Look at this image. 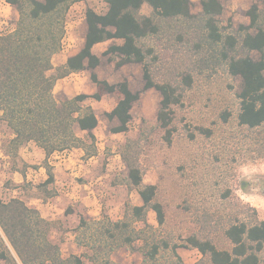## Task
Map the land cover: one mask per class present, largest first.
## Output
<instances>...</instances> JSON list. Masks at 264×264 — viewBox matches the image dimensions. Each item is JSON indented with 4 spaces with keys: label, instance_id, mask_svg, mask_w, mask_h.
<instances>
[{
    "label": "trees",
    "instance_id": "trees-1",
    "mask_svg": "<svg viewBox=\"0 0 264 264\" xmlns=\"http://www.w3.org/2000/svg\"><path fill=\"white\" fill-rule=\"evenodd\" d=\"M6 1L17 12V21L12 31L0 35V124L11 134L4 155L12 163V171L17 172L22 148L33 143L43 152L41 168L46 180L36 190L43 191L46 199L55 197L47 190L55 182L50 157L72 150H81L85 159L96 154L93 131L98 120L84 103L90 99L98 102L106 94L120 97L107 118L116 123L111 133L124 134L141 93L157 92L161 101L155 127L164 132L163 141L170 145L173 109L182 106L185 94L198 81L222 70L241 82L237 125L249 132H264V13L257 5L246 13L249 24L235 31L230 23L226 27L220 24V0H198V14L191 13V0H102L104 14L91 9L84 13L86 34L81 50L54 67L52 58L61 51L67 14L84 0ZM144 6L150 9L149 15L142 14ZM111 41L121 44L109 46L103 55L117 69L139 65L144 83L141 93H132L125 81L111 85L96 75L101 61L93 49ZM254 53L258 59L252 58ZM85 71L90 73L95 93L58 103L53 95L56 83ZM229 117L222 113V123L227 124ZM152 131L141 133L136 141L127 140L119 151L126 170L124 185L129 193L138 195L141 206L127 202L121 220L106 219L102 223L97 230L100 237L89 242L92 254L88 260L92 264H114L112 253L132 249L141 241L142 264L155 262L161 248L171 249L175 264H182L178 248L196 250L202 257L198 264H264V220H259L257 211L241 204L229 189L221 194L225 205L222 212L201 213L198 231L180 246L170 247L162 240L148 242L146 234L154 232L147 224V213L155 214L159 227L165 224L157 187L143 181L141 156ZM200 132L211 137L209 131ZM254 152L257 158H264V140L257 142ZM22 167L37 169L24 162ZM20 185L8 186L16 190ZM137 224L142 228H136ZM86 225L81 222V227ZM53 229V222L24 201L0 199V264H83L81 257H61L60 247L49 240Z\"/></svg>",
    "mask_w": 264,
    "mask_h": 264
},
{
    "label": "rangeland",
    "instance_id": "rangeland-1",
    "mask_svg": "<svg viewBox=\"0 0 264 264\" xmlns=\"http://www.w3.org/2000/svg\"><path fill=\"white\" fill-rule=\"evenodd\" d=\"M220 3L223 7L219 17L221 26L226 27L230 23L235 31L239 26L249 24L246 13L253 4L264 13V0H220ZM11 8L0 14V35L9 33L15 26L17 17L14 18ZM87 9L100 15L106 12L102 0H84L70 8L61 51L52 58L54 67L64 64L67 58L81 50L86 34L84 13ZM200 11L199 1L191 0V13ZM149 13L150 9L144 6L142 14ZM113 44L120 45L121 42L111 41L93 49L101 61L95 70L96 75L111 85L125 81L132 93H141L144 86L141 67L126 65L117 69L103 55ZM252 58L258 59L259 55L254 53ZM89 76L90 73L85 71L59 80L53 90L55 100L63 103L78 95L94 94L95 87ZM240 91V80L231 78L222 70L209 79L198 81L185 94L182 106L173 109L171 128L174 132L170 145L163 141L164 132L155 127L161 101L157 92L141 93L140 100L131 111L128 131L124 134L111 133L116 123L107 118L120 98L118 94H106L98 102L85 101L84 105L93 109L98 120L93 131L96 154L85 159L81 150H72L70 159L60 158L59 154L50 157L49 163L59 167L58 172L54 168L55 182L47 189L55 193L52 199H46L43 191L36 190L46 180L45 171L41 168L43 159L38 153L40 149L28 147L26 153L31 161L28 166L37 169L22 167L24 154L20 150L16 163L19 171L13 172L12 163L4 155L11 134L5 125L0 124V199L7 202L18 198L28 207L38 210L42 218L54 223L49 240L60 247L61 257L77 256L81 257L83 264H92L88 260L92 254L89 242L100 237L98 231L102 223L106 219L112 222L121 220L127 202L141 206L138 195L129 193L124 185L126 170L119 151L127 140L136 141L141 133L152 129L141 156L143 181L157 187V201L163 206L165 224L159 227L155 214L147 213V224L154 232L146 234L148 242L162 240L170 247L180 246L184 239L198 231L201 213L222 212L225 205L221 194L227 189L241 204L254 208L259 220H264V158H257L254 152L257 142L264 140V132H249L237 125V96ZM224 112L230 115L227 124L221 121ZM201 129L209 131L211 137L201 134ZM77 135L81 136L78 132ZM68 165L75 170L68 179L61 181V172H71ZM11 183L21 185L13 190L8 186ZM81 222L87 224L86 227H81ZM136 228H142V225L137 224ZM219 241V245L224 246L225 243ZM141 250L143 242L138 241L132 249L122 248L112 253L110 260L114 264H142ZM176 253L182 264H198L202 259L196 250L178 248ZM147 264H175V259L170 248H161L156 261Z\"/></svg>",
    "mask_w": 264,
    "mask_h": 264
},
{
    "label": "crops",
    "instance_id": "crops-1",
    "mask_svg": "<svg viewBox=\"0 0 264 264\" xmlns=\"http://www.w3.org/2000/svg\"><path fill=\"white\" fill-rule=\"evenodd\" d=\"M3 0H0V2H2ZM39 1H41V0H39ZM10 6H3V5H1L0 6V14L2 15V14H4V12H5V9L6 8H9ZM11 11H13V16H14V18L15 17H17L16 15V12H15V10L13 9V8H11ZM28 147H31V148H33V149H36V150H38V148L33 144V143H30V144H28L27 145V147H24V148H22L21 149V154H24V157H23V160H24V163H27V165L28 164H30L31 163V161H29V157H30V155H27L26 153H27V149H28ZM38 153H39V155L41 156V158L44 160V155H43V152L41 151V150H38ZM68 153V152H67ZM71 154H72V151H70V153L66 156V155H62V153L61 154H59L60 156V158L61 157H63V158H67V159H70V157H71ZM55 155H58V154H55ZM54 156V155H53ZM58 157V156H57ZM58 157V158H59ZM50 164V163H49ZM51 165V164H50ZM51 167L53 168V174L54 173H56V172H58V169H59V167L57 166V164H55V165H51ZM54 168H57V171L56 170H54ZM68 169H71L70 171V173L69 172H61V174H59V179L61 180V181H65L66 179H68V177H69V175H72V173H73V171L75 170V168H72V166L71 165H68V167H67ZM56 171V172H55ZM75 173H78V172H75ZM56 175V174H55ZM55 175H54V178H55Z\"/></svg>",
    "mask_w": 264,
    "mask_h": 264
},
{
    "label": "built area",
    "instance_id": "built-area-1",
    "mask_svg": "<svg viewBox=\"0 0 264 264\" xmlns=\"http://www.w3.org/2000/svg\"><path fill=\"white\" fill-rule=\"evenodd\" d=\"M3 5V6H9L7 3H6V0H3L0 4V6Z\"/></svg>",
    "mask_w": 264,
    "mask_h": 264
}]
</instances>
